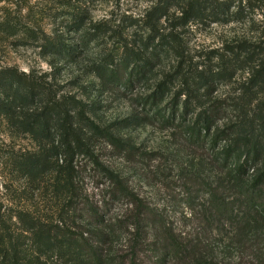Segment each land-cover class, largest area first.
Here are the masks:
<instances>
[{
    "label": "rangeland",
    "instance_id": "374dc122",
    "mask_svg": "<svg viewBox=\"0 0 264 264\" xmlns=\"http://www.w3.org/2000/svg\"><path fill=\"white\" fill-rule=\"evenodd\" d=\"M159 1L0 0V17L8 10L19 22L15 36L0 30V67L32 72L38 79L46 77L57 97L72 96L91 104L86 109L87 116L114 135L116 139L108 141L102 134H82L76 125L74 136L81 138L85 146L76 152L72 165L82 200L89 199L100 208L108 203L106 217L101 214L105 220L114 222L129 217L133 196L147 209L144 217L150 220L146 231L151 245L140 253L139 263L160 264L157 259L164 258L161 264H264V223L248 211L242 195L232 194L227 170L215 160L213 152L188 139L177 124L163 126L148 120L138 125H128L129 121L124 122L126 125L115 124L130 115H144L134 100L137 93L123 94L116 87H106L90 68V62L97 63L106 55L120 56L125 42L134 44L133 49L137 50L136 39L149 33L147 29L144 33L143 27H147L144 23ZM250 5L253 10L239 21L190 22L180 26L175 19L178 14L171 8L156 27L160 32H168L173 26L186 56L181 67H189L190 76L206 75L218 71L220 59L227 57L229 49L240 41L252 45L263 41L264 0H250ZM76 11L84 12L88 18L84 30L78 32L66 26ZM26 23L47 33L56 31L72 45L86 33L95 32L96 37L86 49L78 47L77 58L67 62L42 55L34 45H23L25 35L20 31ZM141 53L146 55L143 58L148 57L147 52ZM170 59L160 56L154 62L148 87H143L140 93H149L164 73L172 70ZM229 71L218 82L207 80V86L201 89L205 91L204 101L232 97L248 80L249 68ZM35 147L29 135L15 132L0 116V219L6 221L2 225L10 226L11 233L18 232V213L52 217L60 207L51 198L49 180L33 183L10 165L12 153ZM119 187L126 188L132 197L116 200L113 194ZM217 200L223 202V208L217 205ZM70 216L64 217L67 223ZM132 229L128 227V231ZM169 243L175 246L167 251ZM119 247L126 248V240L119 241L114 249Z\"/></svg>",
    "mask_w": 264,
    "mask_h": 264
},
{
    "label": "trees",
    "instance_id": "16d2710c",
    "mask_svg": "<svg viewBox=\"0 0 264 264\" xmlns=\"http://www.w3.org/2000/svg\"><path fill=\"white\" fill-rule=\"evenodd\" d=\"M242 2L160 0L144 23L147 26L143 27L144 33L146 29L149 33L136 39L137 50L133 49L134 44L125 42L120 56L106 55L97 63L90 62V68L106 87H116L123 94L137 93L134 100L144 115H130L115 124L126 125L124 122L129 121L128 125H138L148 120L163 126L182 127L188 139L213 152L215 160L227 170L232 194L242 195L248 211L264 223V39L256 45L240 41L229 49L227 57L220 59L218 71L190 76L189 67H181L186 56L174 27L168 32H160L156 27L171 8L178 14L175 19L179 26L190 22L239 21L253 10L250 0L244 5ZM71 16L72 20L66 23L70 31L84 30L86 14L76 11ZM17 18L10 16L7 10L6 15L0 17V30L8 36L17 35ZM128 25L130 27L132 22ZM23 28L20 31L25 35L23 45H34L42 55L56 56L67 62L77 58L78 47L86 49L96 37L95 32H85L86 36L82 35L79 42L72 45L56 31L47 33L27 23ZM93 28L104 32L100 26ZM141 52H147L148 57L143 58L146 55ZM160 56L171 57L170 60L177 63L171 62L172 70L165 72L149 93H140L143 87H148L152 66ZM150 58L154 60L150 62ZM245 68H249L248 80L241 84L236 95L203 100L206 95L201 89L207 86V80L218 82L229 70ZM90 105L72 96L57 97L46 77L38 79L32 72L0 67V116L15 132L29 135L36 145L31 151L12 153L10 165L33 183L49 180L51 198L60 206L52 217L18 213L17 233H11L10 226L2 225L6 221L0 219V264H141L140 253L150 248L151 243L146 231L150 220L144 217L148 211L138 203L140 200L133 196L129 217L111 222L101 215L106 217L108 203L101 209L89 199L82 200L79 194L72 160L85 145L81 138L74 136L76 125L82 134L94 132L93 135L106 136L108 141L116 139L87 116L86 109ZM106 174L115 179L111 172L106 171ZM113 196L116 200L132 197L124 187H119ZM216 202L224 207L221 200ZM69 214L70 223H67L64 217ZM128 227L133 229L128 231ZM122 239L126 240L127 247L115 250ZM174 244L169 243L167 251L174 248ZM117 251L122 254L118 255ZM157 260L161 264L164 258Z\"/></svg>",
    "mask_w": 264,
    "mask_h": 264
}]
</instances>
